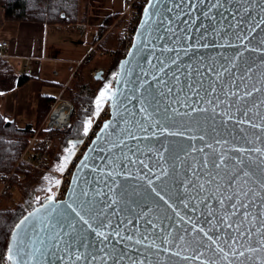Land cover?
Listing matches in <instances>:
<instances>
[{
  "label": "water",
  "instance_id": "water-1",
  "mask_svg": "<svg viewBox=\"0 0 264 264\" xmlns=\"http://www.w3.org/2000/svg\"><path fill=\"white\" fill-rule=\"evenodd\" d=\"M262 18L264 0H148L100 93L110 118L65 198L49 194L14 224L7 264H264ZM236 175L254 193L234 218L242 235L223 230L216 203Z\"/></svg>",
  "mask_w": 264,
  "mask_h": 264
},
{
  "label": "crops",
  "instance_id": "crops-1",
  "mask_svg": "<svg viewBox=\"0 0 264 264\" xmlns=\"http://www.w3.org/2000/svg\"><path fill=\"white\" fill-rule=\"evenodd\" d=\"M124 9L125 0H84L81 12L84 21L50 24L8 20L0 6V41L7 42L0 56L2 115L20 127L36 126L41 96L58 97L65 91L73 78L69 71L71 63L84 60L99 45L104 54L118 46L116 19ZM109 15L117 18L100 36L99 28ZM96 66L94 73L103 68L100 64ZM23 74L29 77L21 84ZM57 181L58 178L52 190Z\"/></svg>",
  "mask_w": 264,
  "mask_h": 264
},
{
  "label": "trees",
  "instance_id": "trees-1",
  "mask_svg": "<svg viewBox=\"0 0 264 264\" xmlns=\"http://www.w3.org/2000/svg\"><path fill=\"white\" fill-rule=\"evenodd\" d=\"M83 2L84 0H0V6L5 9V16L8 20L39 21L50 24L77 23L85 20L84 15H81ZM117 15H109L105 18L99 28L100 36L107 32ZM121 28L122 24L118 25L119 36ZM98 39L99 36L94 41L96 42ZM97 48L100 49V46ZM123 57L119 45L112 49L111 58L107 64L109 78H113L119 61ZM92 61V55H88L83 60L78 70L80 78L74 82L73 86L70 87L71 84H69L64 91V93L69 94L74 102L75 111L72 113L73 118L76 116V120L69 128L51 132L53 137H56V134L59 135L61 145L64 147L71 145L73 140H77L85 134L86 120L95 114L101 103L98 101L99 95L106 82L101 79L88 81L82 76V72ZM28 77L29 75L23 74L20 83L25 82ZM56 98L55 96H41L36 126L45 119ZM36 126L20 127L14 121L7 120L0 111V182H3L2 174L15 171L10 179V185L6 186L0 194V264H7L6 248L14 224L26 210L37 204L36 192L46 190L48 191L47 194H50L49 191L52 190L56 181V178L46 170H37L24 162L17 166ZM50 165L49 162L48 167ZM32 184L34 186L31 188ZM15 189L21 192L20 199L15 197ZM9 197L14 201L10 202Z\"/></svg>",
  "mask_w": 264,
  "mask_h": 264
},
{
  "label": "built area",
  "instance_id": "built-area-1",
  "mask_svg": "<svg viewBox=\"0 0 264 264\" xmlns=\"http://www.w3.org/2000/svg\"><path fill=\"white\" fill-rule=\"evenodd\" d=\"M147 2L148 0H125V9L117 18L116 23L122 24L121 33L118 38V45L120 46L124 56L129 53L133 45L135 33ZM6 45V41H0V56L3 55L1 50ZM82 62L83 60L69 65V71L72 73V77L78 73L79 66ZM63 93H61V95H59L51 104L50 111L43 122L34 128V133L30 137L25 151L20 156L17 166L24 162L37 170L51 171L48 164L51 159V151L55 145V138L51 136V132L54 130H64L71 126L73 105L70 101L65 100ZM61 103H68L71 106L72 111L68 114H59L58 106ZM110 115V100L106 98L101 102L99 111L95 114L87 133L79 138L80 141L76 144L74 153L67 162L65 168L58 173L59 183L55 184L53 190V194L56 196L57 200L65 198L75 167L81 157L85 154L88 146L91 144L104 121L110 118ZM14 173L15 171L13 170L9 174H2L4 183L0 189V194L6 186L10 185V179Z\"/></svg>",
  "mask_w": 264,
  "mask_h": 264
},
{
  "label": "snow or ice",
  "instance_id": "snow-or-ice-1",
  "mask_svg": "<svg viewBox=\"0 0 264 264\" xmlns=\"http://www.w3.org/2000/svg\"><path fill=\"white\" fill-rule=\"evenodd\" d=\"M216 3L217 5H220L221 0H216ZM260 23L264 24V18L261 19ZM237 38L242 39L241 37H237ZM173 63H175V61H173ZM161 71H163V68H161ZM176 79L179 80V77H176ZM160 82L165 83L164 81H160ZM189 88L193 92H196V90L192 88V85H189ZM167 91L169 94H171L173 89L168 88ZM211 91L215 92V87H213ZM101 95H103V93ZM209 95H211V93H209ZM251 95L252 93L250 91L244 93V96H251ZM231 96L238 97L239 100L244 99V96H240L239 93L237 92H232ZM193 111H195V109H193ZM246 114L247 113H245V115ZM105 127H108V125H105ZM87 131L88 129L87 127H85V133H87ZM214 166L217 168L221 167L220 164H215ZM145 167L147 166L145 165ZM243 175L247 177L248 173L244 172ZM57 183H59V181H57ZM149 183H151V181H149ZM262 183H264V181H262ZM233 185H235V187H233ZM84 195H87V193H84ZM156 195L160 196V193L157 192ZM219 195L222 198L218 199L216 203L219 204L220 207L223 209V215L218 217L219 222L225 223V228L223 230L230 231L235 227L237 235H242V233L240 232V228L238 225H236L234 218H238L241 216L247 218L248 209L252 206V201L249 199V197L254 195V193L252 192L251 189L245 190V188L242 186L239 175H236V176H232L228 180L227 188H225L223 192H219ZM160 199L163 200L164 197L160 196ZM67 207L71 209L72 212H74L80 218V220L83 221V223L88 224L89 227H91L89 220L85 219V217L81 215V213L77 211L76 208H73L71 204L67 205ZM27 221H28V217H25V219L22 220L20 224L17 225V228H20L21 225H25ZM200 231H203V229H201ZM97 235L100 237H104L105 240L107 239V236H105L103 232H97ZM116 235H119V232H117ZM58 236L59 234H56V237H53V239L58 238ZM209 238L211 239V237ZM129 239H131V237H129ZM25 255H29V254L25 253ZM77 258L79 259L80 257ZM21 264H27V261H22Z\"/></svg>",
  "mask_w": 264,
  "mask_h": 264
},
{
  "label": "rangeland",
  "instance_id": "rangeland-1",
  "mask_svg": "<svg viewBox=\"0 0 264 264\" xmlns=\"http://www.w3.org/2000/svg\"><path fill=\"white\" fill-rule=\"evenodd\" d=\"M116 21H117V19H116ZM113 22H115V21H113ZM120 24L121 23H119L117 25H120ZM115 46H114V48H115ZM114 48H112V49H114ZM111 51H108L106 54H104V53L101 52V49L94 50L93 54H91L93 61L90 63L89 66H86V68L82 72V76H84L85 80L93 81L95 79V73H94V70H93L94 69L93 66H95V68H96L97 67L96 65L97 64H100L103 67V68H100V69L103 70L102 75L105 77L103 80L106 82V84H108L110 82V79L112 77L111 78L108 77L107 64H108V60H110V58H111ZM78 75H79V72L76 75L73 76L72 81L70 83L71 84L70 87L73 86L74 82L80 78L79 77L80 75L79 76ZM103 87H102V89H103ZM63 96H64L65 100H68V101H70L72 103V105H73V113H74V111H75V105H74L73 100L71 99V97L69 96L68 93H63ZM99 98H100V95H99ZM100 105H101V103L99 104V107H100ZM73 113L71 115V126H72V124L76 120V116H74V118H73ZM94 116H95V114H93L89 119L86 120L85 125H84V128L87 127V129H89V127L92 124V121L94 119ZM54 138H55V146H54L53 151H52V158H51V161H50V164L51 165L49 166V168H50V170L52 172L50 171L49 173L52 174L57 179L58 178V173L65 168L67 162L72 157V155L74 153V150H75L76 144H74V142L72 141L71 145H69L67 147H64V146L61 145V142H60V139H59V135L58 134H56V137H54ZM3 183L4 182H2V184ZM2 186H1V188H2ZM33 186H34V184L31 185V188ZM53 190H54V188H53ZM53 190L49 191V192H51L50 194L53 193ZM47 193H48V191H46V190H39V191H37L36 194H35L37 196L36 202L37 203L41 202L46 196L49 195ZM14 195H15V197L17 199H20L21 198V192L19 190H17V189L14 190ZM9 198H10V200H9L10 202L11 201L12 202L14 201L13 199L11 200V197H9ZM28 210H26L25 212H27Z\"/></svg>",
  "mask_w": 264,
  "mask_h": 264
},
{
  "label": "bare ground",
  "instance_id": "bare-ground-1",
  "mask_svg": "<svg viewBox=\"0 0 264 264\" xmlns=\"http://www.w3.org/2000/svg\"><path fill=\"white\" fill-rule=\"evenodd\" d=\"M58 112L59 114L62 113L63 114H68L70 111H72V108L71 106L68 104V103H61L59 106H58Z\"/></svg>",
  "mask_w": 264,
  "mask_h": 264
}]
</instances>
